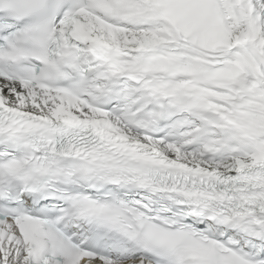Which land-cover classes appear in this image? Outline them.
<instances>
[{"label": "snow or ice", "instance_id": "obj_1", "mask_svg": "<svg viewBox=\"0 0 264 264\" xmlns=\"http://www.w3.org/2000/svg\"><path fill=\"white\" fill-rule=\"evenodd\" d=\"M0 264H264V0H0Z\"/></svg>", "mask_w": 264, "mask_h": 264}]
</instances>
